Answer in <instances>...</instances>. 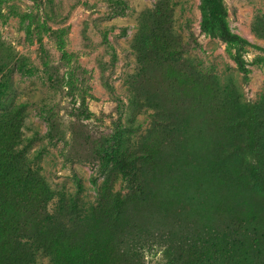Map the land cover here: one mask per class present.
<instances>
[{"label":"rangeland","instance_id":"374dc122","mask_svg":"<svg viewBox=\"0 0 264 264\" xmlns=\"http://www.w3.org/2000/svg\"><path fill=\"white\" fill-rule=\"evenodd\" d=\"M112 1L0 6V152L13 148L16 159L20 152L48 182L55 213L62 198L81 211L95 205L106 180L102 154L119 146L146 151L149 195L120 221L133 264H249L245 256L264 264V168L249 156L238 171L228 157L239 132L224 114L202 122L195 103L218 90L234 91L238 105L260 103L264 39L254 29L264 0H224L232 31L258 48L244 55L247 73L230 48L201 32L200 0ZM156 34L175 44L168 61L150 52ZM153 106L166 111L159 125ZM2 117L24 118L22 144L14 146ZM224 154L223 176L216 164ZM110 187L129 190L122 181ZM235 211L245 216L241 225L231 221ZM36 264L51 263L39 255Z\"/></svg>","mask_w":264,"mask_h":264},{"label":"trees","instance_id":"16d2710c","mask_svg":"<svg viewBox=\"0 0 264 264\" xmlns=\"http://www.w3.org/2000/svg\"><path fill=\"white\" fill-rule=\"evenodd\" d=\"M5 1L0 0V6ZM199 10L201 32L230 48L238 70L247 73L244 55L249 48H258L232 31L224 0H200ZM254 32L264 39V19H258ZM165 40L157 35L150 52L155 58L168 61L175 44L171 46ZM104 41L107 43V35ZM27 71L33 74L32 70ZM214 95L211 100L203 97L195 103L199 112L204 113L202 122L213 124L224 114L229 120V129L235 134L239 132L236 149L228 160L235 161L241 171L250 165L249 156H253L258 161L257 167L264 168V95L254 105L236 104V99H232L236 98L234 91L224 96L218 90ZM152 110L155 122L163 123L165 109L153 106ZM6 119L2 117L1 121L15 134L14 146L22 144L20 127L24 118L11 122ZM178 122L181 125L183 119ZM17 154L19 159L10 147L0 152V264H36L39 255L49 258L51 264H133L130 243L120 234V221L129 209L145 202L149 195L145 173L151 156L146 151L119 146L113 152L102 154L100 171L106 180L98 190L95 205L81 211L76 201L62 198L55 213L48 211L54 198L48 182L33 172L21 159L20 152ZM228 160L224 154L216 164L223 176L224 171L227 175ZM118 181L126 183L127 194L112 191L110 186ZM261 210L260 214H264V206ZM239 212L235 211L231 220L234 219L235 225H241L245 218ZM245 257L251 264L252 259Z\"/></svg>","mask_w":264,"mask_h":264}]
</instances>
